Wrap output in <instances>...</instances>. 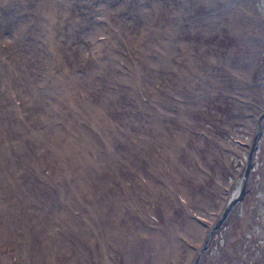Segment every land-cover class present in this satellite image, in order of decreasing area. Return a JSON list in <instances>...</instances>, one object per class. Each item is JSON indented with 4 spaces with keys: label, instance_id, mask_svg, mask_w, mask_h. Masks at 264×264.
<instances>
[{
    "label": "rangeland",
    "instance_id": "1",
    "mask_svg": "<svg viewBox=\"0 0 264 264\" xmlns=\"http://www.w3.org/2000/svg\"><path fill=\"white\" fill-rule=\"evenodd\" d=\"M263 108L264 0H0V264H191ZM262 120L197 264L264 207Z\"/></svg>",
    "mask_w": 264,
    "mask_h": 264
},
{
    "label": "trees",
    "instance_id": "2",
    "mask_svg": "<svg viewBox=\"0 0 264 264\" xmlns=\"http://www.w3.org/2000/svg\"><path fill=\"white\" fill-rule=\"evenodd\" d=\"M261 162L264 163V156H261ZM248 207L247 218L250 216L255 221L237 238L235 247L238 253L232 257L233 263L231 260V263H220L213 258L211 264H264V207L257 214L249 213L251 206Z\"/></svg>",
    "mask_w": 264,
    "mask_h": 264
},
{
    "label": "water",
    "instance_id": "3",
    "mask_svg": "<svg viewBox=\"0 0 264 264\" xmlns=\"http://www.w3.org/2000/svg\"><path fill=\"white\" fill-rule=\"evenodd\" d=\"M264 115V108L259 112L258 114V127L257 130L255 132V134L252 137V141L248 150V154H247V161H246V167L243 173V179H242V184L239 190V193L235 196H233L228 203L226 204L225 208L223 209V211L219 214V216L211 223L210 227L208 228V231L205 235V238L201 244V246L198 249L197 254L195 255L193 261L191 262V264H197L198 262V258H199V254L202 250L203 247L206 246L208 239L211 235V233L214 231L215 227L221 222V220L223 219V217L225 216L227 210L229 209L230 205H232V203H234L239 197H242L243 195H245V191L247 189V183L250 180V171H251V167H252V163H253V153H254V149L256 146V141H257V136H258V132L261 129L262 126V118Z\"/></svg>",
    "mask_w": 264,
    "mask_h": 264
}]
</instances>
